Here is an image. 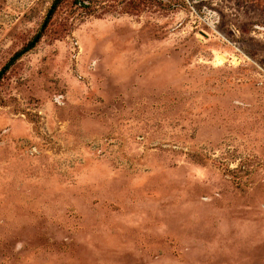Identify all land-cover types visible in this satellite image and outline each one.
Listing matches in <instances>:
<instances>
[{
    "label": "rangeland",
    "instance_id": "374dc122",
    "mask_svg": "<svg viewBox=\"0 0 264 264\" xmlns=\"http://www.w3.org/2000/svg\"><path fill=\"white\" fill-rule=\"evenodd\" d=\"M0 0V264H264V0Z\"/></svg>",
    "mask_w": 264,
    "mask_h": 264
},
{
    "label": "trees",
    "instance_id": "16d2710c",
    "mask_svg": "<svg viewBox=\"0 0 264 264\" xmlns=\"http://www.w3.org/2000/svg\"><path fill=\"white\" fill-rule=\"evenodd\" d=\"M60 0H56L51 8L48 11L46 20L44 21L43 27H45L48 23V21L51 19V17L53 16L54 12L56 11V8L59 4ZM40 39V35H36L31 41H29L26 46H24L20 51L16 52L12 58L9 60V62L3 66V68L0 70V82L3 79V76L5 75V73L9 70V68L17 61L19 60L24 54H26L27 52H29L34 46L35 44L39 41Z\"/></svg>",
    "mask_w": 264,
    "mask_h": 264
}]
</instances>
